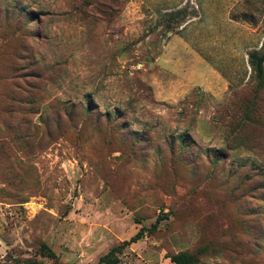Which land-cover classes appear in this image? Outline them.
I'll return each mask as SVG.
<instances>
[{
    "label": "rangeland",
    "instance_id": "1",
    "mask_svg": "<svg viewBox=\"0 0 264 264\" xmlns=\"http://www.w3.org/2000/svg\"><path fill=\"white\" fill-rule=\"evenodd\" d=\"M263 40L264 0H0V264H264Z\"/></svg>",
    "mask_w": 264,
    "mask_h": 264
},
{
    "label": "trees",
    "instance_id": "2",
    "mask_svg": "<svg viewBox=\"0 0 264 264\" xmlns=\"http://www.w3.org/2000/svg\"><path fill=\"white\" fill-rule=\"evenodd\" d=\"M248 63L254 69L259 79L264 78V40L259 49L249 51ZM172 260L176 264H191L194 262L192 256L186 252H180L178 254L173 255Z\"/></svg>",
    "mask_w": 264,
    "mask_h": 264
}]
</instances>
